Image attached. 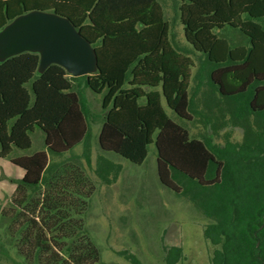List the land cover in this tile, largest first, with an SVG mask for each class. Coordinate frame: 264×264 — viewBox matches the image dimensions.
<instances>
[{"label": "trees", "instance_id": "obj_1", "mask_svg": "<svg viewBox=\"0 0 264 264\" xmlns=\"http://www.w3.org/2000/svg\"><path fill=\"white\" fill-rule=\"evenodd\" d=\"M35 8L69 17L93 44L99 69L72 76L51 64L38 74L32 52L0 62V157L23 169L0 207V254L12 264H112L101 259L84 220L95 185L80 157L89 162L92 124L100 121L98 146L133 163L154 143L160 182L209 219L208 264H264V0H175L197 61L176 46L160 0H0V28ZM225 26L238 29L245 44L220 36ZM203 76V108L240 127V142L221 147L191 137L167 114L162 100L180 118L208 122L195 99ZM87 88L101 95L100 113ZM36 127L45 149L25 152ZM77 144L81 155L71 153ZM106 165L97 160L103 181ZM167 254L166 264H182L181 247Z\"/></svg>", "mask_w": 264, "mask_h": 264}, {"label": "rangeland", "instance_id": "obj_2", "mask_svg": "<svg viewBox=\"0 0 264 264\" xmlns=\"http://www.w3.org/2000/svg\"><path fill=\"white\" fill-rule=\"evenodd\" d=\"M165 16L171 21V33L176 46L189 50V56L197 61L196 52L183 34L182 24L174 12L175 0H160ZM219 35L226 37L232 45L245 44V37L238 29L225 26ZM193 74L189 91L193 96L195 90ZM208 89L206 76H203L195 99L206 119L194 117L186 120L170 110L164 100L167 114L189 130L191 137L208 136L213 144L223 146L226 142H240L242 129L233 125L228 118L216 120V113H209L203 108V91ZM93 113H100L101 95L85 90ZM100 121L92 124L89 139V162L81 156L85 172L95 185L93 193L87 199L84 212L85 226L91 239L98 247L101 259L112 264H133L136 259L140 264H166L167 252L172 246L181 247L182 264H208L212 246L203 235V228L209 221L201 211L182 196L162 184L158 178L156 148L154 143L148 145V153L141 164L133 163L121 155L102 150L97 144ZM215 126L216 128H213ZM32 145L29 151L45 149L43 133L35 128L31 133ZM82 144L75 145L71 153L81 155ZM24 152V151H22ZM70 152L65 156L71 155ZM102 157L106 162L107 181L101 180L95 173L97 160ZM59 159V158H54ZM118 168L114 174L111 167ZM23 169L12 164L8 157H0V207L9 204L15 189V180L21 178ZM0 236L6 235L0 224ZM8 247L9 245L6 244ZM8 255L15 257V251L8 247ZM0 264H12L6 256L0 254Z\"/></svg>", "mask_w": 264, "mask_h": 264}, {"label": "water", "instance_id": "obj_3", "mask_svg": "<svg viewBox=\"0 0 264 264\" xmlns=\"http://www.w3.org/2000/svg\"><path fill=\"white\" fill-rule=\"evenodd\" d=\"M23 52L38 54V74L51 64L72 76L99 69L93 44L69 17L52 10L24 11L0 28V62Z\"/></svg>", "mask_w": 264, "mask_h": 264}]
</instances>
